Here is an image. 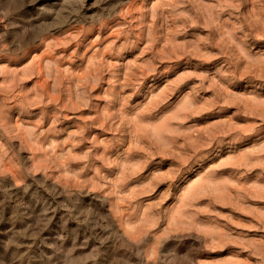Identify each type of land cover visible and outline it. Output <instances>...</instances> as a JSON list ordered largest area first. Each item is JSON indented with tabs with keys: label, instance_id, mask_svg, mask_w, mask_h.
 <instances>
[{
	"label": "rangeland",
	"instance_id": "rangeland-1",
	"mask_svg": "<svg viewBox=\"0 0 264 264\" xmlns=\"http://www.w3.org/2000/svg\"><path fill=\"white\" fill-rule=\"evenodd\" d=\"M0 264H264V0H0Z\"/></svg>",
	"mask_w": 264,
	"mask_h": 264
}]
</instances>
